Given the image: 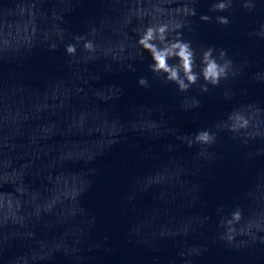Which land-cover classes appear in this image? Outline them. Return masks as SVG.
Segmentation results:
<instances>
[{
    "label": "clouds",
    "instance_id": "clouds-1",
    "mask_svg": "<svg viewBox=\"0 0 264 264\" xmlns=\"http://www.w3.org/2000/svg\"><path fill=\"white\" fill-rule=\"evenodd\" d=\"M231 6V0H228L227 3L221 2L217 4H213V9L224 10ZM245 7H249L248 4H245ZM195 15V10L192 12ZM201 20H209L210 17L204 15L200 17ZM219 22L223 25H228L229 20L227 17L221 16L217 18ZM159 32L162 34L164 32V28L159 29ZM155 39V30L149 28L144 36L140 39L139 43L148 50L152 58L154 60V64L151 66L154 71H163L168 73V79L175 80L180 87V90L186 91L191 84H194L197 80V75L192 71V53L189 49V45L186 43H176L171 46V48H158L156 44L152 43ZM86 48H91L90 44L85 45ZM212 49L209 48L207 52L204 54V63L205 67L203 68V76L206 81L209 83L216 85L219 83L221 76L225 73V68L217 63L215 57L212 56ZM68 53H74L75 48L72 45H69L67 48ZM174 55L179 58L181 61V65L179 67H173L168 65L167 60L169 56ZM221 57L225 56L226 53L224 50L220 51ZM183 70L184 75L188 83H185V80L182 79L179 75L180 70ZM139 86L147 88L148 81L145 77H141L137 81ZM201 90L203 92L208 91L207 85H202ZM200 101L196 100L194 102L195 107H198ZM196 139L199 141L207 142L209 140V135L207 132H198L196 134Z\"/></svg>",
    "mask_w": 264,
    "mask_h": 264
}]
</instances>
